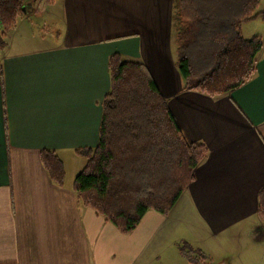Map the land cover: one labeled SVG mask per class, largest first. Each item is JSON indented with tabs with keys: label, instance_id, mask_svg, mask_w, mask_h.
<instances>
[{
	"label": "crops",
	"instance_id": "obj_1",
	"mask_svg": "<svg viewBox=\"0 0 264 264\" xmlns=\"http://www.w3.org/2000/svg\"><path fill=\"white\" fill-rule=\"evenodd\" d=\"M33 1L25 2L13 31L32 5L39 10ZM61 1L59 44L11 38L0 46V264H156L162 256L183 264L181 242L213 264H264L257 215L264 186V20L241 25L244 36L263 41L253 77L210 97L184 90L174 59L175 0ZM113 54L142 63L185 140L207 148L172 210L147 211L129 234L83 206L72 189L85 164L75 150L98 142ZM43 150L62 161V186L46 173Z\"/></svg>",
	"mask_w": 264,
	"mask_h": 264
},
{
	"label": "trees",
	"instance_id": "obj_2",
	"mask_svg": "<svg viewBox=\"0 0 264 264\" xmlns=\"http://www.w3.org/2000/svg\"><path fill=\"white\" fill-rule=\"evenodd\" d=\"M260 1L175 0V64L185 91L217 97L253 77L263 41L259 36L244 38L241 25L264 15L257 11ZM24 5V0H0V46L24 16ZM108 69L98 142L93 148L75 150L86 161L72 189L83 206L129 234L147 211L167 215L172 210L206 159L207 148L185 140L142 63L113 54ZM40 160L50 180L62 186L65 172L60 158L43 150ZM257 215L264 224V186L258 194ZM180 251L190 264L208 261L200 250L180 247Z\"/></svg>",
	"mask_w": 264,
	"mask_h": 264
},
{
	"label": "rangeland",
	"instance_id": "obj_3",
	"mask_svg": "<svg viewBox=\"0 0 264 264\" xmlns=\"http://www.w3.org/2000/svg\"><path fill=\"white\" fill-rule=\"evenodd\" d=\"M27 1H30V3L32 2V0H24V2H27ZM35 2H36L37 6L40 5L39 10H37V12H35V10L37 8H35V6L32 5L30 10L33 9V11H32L33 13L28 15L27 18L21 20L19 27H17L18 28L17 31L10 30L7 32V34L5 35V42L8 43V41L11 38H13L14 41L15 40L20 41V42L25 41L28 44V42L26 40H29L33 45H36L37 47H46L48 45L49 46L57 45L62 41L63 28H64L63 19H62V1L61 0H36V1H33V3H35ZM257 11H258V9H257ZM258 12L262 13L263 11H258ZM263 18H264V15L260 14L255 19H252V20H256V23L258 24L259 22L264 20ZM25 20H27V21H25ZM246 35H248V34H245V36L242 34V36L244 38H247V39L258 36V35H253V36L248 38ZM18 36H21V38L19 39ZM174 53H175V48H174ZM173 56H174V54H173ZM174 59L176 60L175 56H174ZM102 102H103V100H102ZM102 102L100 104L101 117H102ZM100 122H101V118H100ZM99 126H100V123H99ZM98 133H99V130H98ZM85 161H86V159H85ZM69 171L72 173L71 168L68 169V173H69ZM193 180H194V176H193ZM188 187L186 188V190L188 189ZM258 194H259V192H258ZM180 247L185 249V250H193V248H191L187 243L181 242L178 245V249L176 250V252H178V250H179V252L182 255H183V253L180 251ZM202 254H203V252H202ZM193 255L197 256V254H195V253ZM204 256H206V258L208 259L206 264H211V263L213 264V262L210 259V255L204 254ZM184 257H183V259H181L182 260L181 262H183V264H187L189 261L186 259V257L185 258ZM179 263H180V261H179ZM156 264H177V263L174 262V260L171 257L166 258V257L162 256V258L160 260H158V262Z\"/></svg>",
	"mask_w": 264,
	"mask_h": 264
},
{
	"label": "built area",
	"instance_id": "obj_4",
	"mask_svg": "<svg viewBox=\"0 0 264 264\" xmlns=\"http://www.w3.org/2000/svg\"><path fill=\"white\" fill-rule=\"evenodd\" d=\"M0 27H1V20H0Z\"/></svg>",
	"mask_w": 264,
	"mask_h": 264
},
{
	"label": "bare ground",
	"instance_id": "obj_5",
	"mask_svg": "<svg viewBox=\"0 0 264 264\" xmlns=\"http://www.w3.org/2000/svg\"><path fill=\"white\" fill-rule=\"evenodd\" d=\"M82 170V169H81Z\"/></svg>",
	"mask_w": 264,
	"mask_h": 264
}]
</instances>
